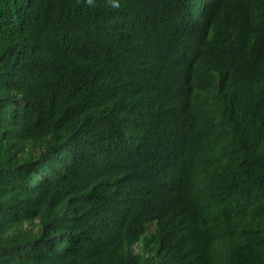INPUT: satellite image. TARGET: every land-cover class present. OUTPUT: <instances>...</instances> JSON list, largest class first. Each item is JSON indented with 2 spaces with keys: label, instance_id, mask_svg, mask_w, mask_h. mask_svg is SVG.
I'll return each instance as SVG.
<instances>
[{
  "label": "trees",
  "instance_id": "obj_1",
  "mask_svg": "<svg viewBox=\"0 0 264 264\" xmlns=\"http://www.w3.org/2000/svg\"><path fill=\"white\" fill-rule=\"evenodd\" d=\"M0 264H264V0H0Z\"/></svg>",
  "mask_w": 264,
  "mask_h": 264
},
{
  "label": "rangeland",
  "instance_id": "obj_2",
  "mask_svg": "<svg viewBox=\"0 0 264 264\" xmlns=\"http://www.w3.org/2000/svg\"><path fill=\"white\" fill-rule=\"evenodd\" d=\"M154 228H155L154 225H150L149 228H148L149 229V232L151 233L154 230Z\"/></svg>",
  "mask_w": 264,
  "mask_h": 264
},
{
  "label": "clouds",
  "instance_id": "obj_3",
  "mask_svg": "<svg viewBox=\"0 0 264 264\" xmlns=\"http://www.w3.org/2000/svg\"><path fill=\"white\" fill-rule=\"evenodd\" d=\"M113 6H114V7H119V4H114Z\"/></svg>",
  "mask_w": 264,
  "mask_h": 264
}]
</instances>
